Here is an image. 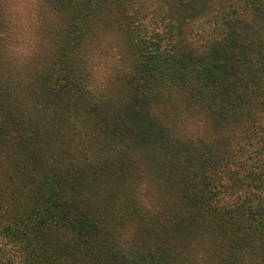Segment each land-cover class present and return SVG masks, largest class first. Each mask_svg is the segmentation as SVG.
Segmentation results:
<instances>
[{"label":"trees","instance_id":"16d2710c","mask_svg":"<svg viewBox=\"0 0 264 264\" xmlns=\"http://www.w3.org/2000/svg\"><path fill=\"white\" fill-rule=\"evenodd\" d=\"M39 3L59 21L49 69L27 96L0 80V264H264V0ZM105 27L129 53L98 85ZM175 97L204 136L158 107ZM149 146L179 183L168 202L127 185Z\"/></svg>","mask_w":264,"mask_h":264},{"label":"rangeland","instance_id":"374dc122","mask_svg":"<svg viewBox=\"0 0 264 264\" xmlns=\"http://www.w3.org/2000/svg\"><path fill=\"white\" fill-rule=\"evenodd\" d=\"M18 2L19 0H0V80H8L11 83L9 84L10 89L13 87L12 89H15L20 95L27 96L34 89L35 75L40 73L41 69H49L52 47L45 27L57 25L59 21L48 11L41 14L40 3L33 12H25L22 15L17 8ZM34 2L37 4V0ZM41 7L43 6L41 5ZM37 38L39 40H36ZM37 52L41 53L42 59L36 56ZM95 52L98 59L95 61V66L99 85L103 73L114 62H117L118 55L123 57L129 53L125 33L111 27L102 28ZM169 98L158 107H165L167 114L172 113L173 115L178 109L182 110L185 118L181 122L179 121L180 134L186 138L204 136L206 130L202 118L191 115V109L187 105H183L177 97ZM141 148L143 149L139 148L136 155L138 160L131 168L132 171L129 175H132L126 177L127 185L131 184L129 190L132 187L146 188L148 184L153 187L157 182L161 189L162 199L168 202L171 198L169 194H173L179 183L173 178L170 179L167 171L162 168V162L154 147ZM3 175L5 174L0 176V189L4 186L6 179V176ZM102 186L106 193L115 197V200L127 192L125 191L126 186L111 180L106 175L102 178ZM143 243L151 246L153 241ZM186 264H216V260L202 250L198 252L190 250V261Z\"/></svg>","mask_w":264,"mask_h":264},{"label":"clouds","instance_id":"9594fccd","mask_svg":"<svg viewBox=\"0 0 264 264\" xmlns=\"http://www.w3.org/2000/svg\"><path fill=\"white\" fill-rule=\"evenodd\" d=\"M37 7H39L38 4L34 2V0H19L17 4V8L20 11V13L23 15L25 12H33Z\"/></svg>","mask_w":264,"mask_h":264},{"label":"snow or ice","instance_id":"6c2138e0","mask_svg":"<svg viewBox=\"0 0 264 264\" xmlns=\"http://www.w3.org/2000/svg\"><path fill=\"white\" fill-rule=\"evenodd\" d=\"M24 2H26V0H24Z\"/></svg>","mask_w":264,"mask_h":264}]
</instances>
